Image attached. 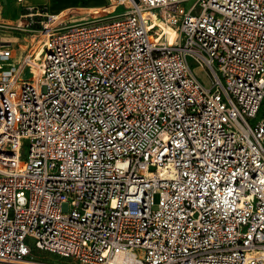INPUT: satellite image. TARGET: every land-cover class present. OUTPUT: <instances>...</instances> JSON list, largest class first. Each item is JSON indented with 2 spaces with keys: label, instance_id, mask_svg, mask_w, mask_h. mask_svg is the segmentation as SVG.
Masks as SVG:
<instances>
[{
  "label": "built area",
  "instance_id": "built-area-1",
  "mask_svg": "<svg viewBox=\"0 0 264 264\" xmlns=\"http://www.w3.org/2000/svg\"><path fill=\"white\" fill-rule=\"evenodd\" d=\"M108 5L0 20V264H264V0Z\"/></svg>",
  "mask_w": 264,
  "mask_h": 264
},
{
  "label": "rangeland",
  "instance_id": "rangeland-1",
  "mask_svg": "<svg viewBox=\"0 0 264 264\" xmlns=\"http://www.w3.org/2000/svg\"><path fill=\"white\" fill-rule=\"evenodd\" d=\"M106 4L102 6H109L108 2ZM191 4L192 1H188L185 3V7L188 8ZM114 5V3L111 4V6ZM123 10L124 7H120L119 11ZM22 12L31 13V16L25 17L26 19L23 18L25 20L23 21L21 26H15V28L8 29L6 28L3 31L4 37H7L13 41L14 47H16V52L20 56H23L29 49L31 43L35 41V29L40 27V21L46 17L45 15L47 13L60 14L62 19L81 20L86 18H93L97 14L106 15L109 13V10L104 8V10L93 11V9H91L87 3H83L79 6L70 7L61 11L50 12L47 4H39L32 9H28L22 6V4L17 2L16 0H0V19L4 18L5 21L17 25V23L22 19ZM195 71L206 84L210 83L211 79L203 69L196 67ZM25 77H30L29 70L25 72ZM25 150H28V146H26ZM154 198L155 202L157 203L159 200V194H155ZM31 257L60 264H69L71 262V259L68 257H63L54 252H49L47 250H41L37 248H34Z\"/></svg>",
  "mask_w": 264,
  "mask_h": 264
},
{
  "label": "crops",
  "instance_id": "crops-1",
  "mask_svg": "<svg viewBox=\"0 0 264 264\" xmlns=\"http://www.w3.org/2000/svg\"><path fill=\"white\" fill-rule=\"evenodd\" d=\"M108 1L109 0H26V2L24 4H22V6L30 9V7H35L36 5H39V4H47L50 12H57V11H61V10H64V9H67L70 7L79 6L83 3H87L91 9H99V7L101 8L102 5L106 4ZM27 14H29V13L28 12H25V13L22 12L21 17L25 18L23 16L27 15ZM0 20H5V19L2 18ZM12 44H13V41H12ZM13 46H14V44H13ZM14 48H15L16 55L18 57H21L16 52V47H14Z\"/></svg>",
  "mask_w": 264,
  "mask_h": 264
},
{
  "label": "bare ground",
  "instance_id": "bare-ground-1",
  "mask_svg": "<svg viewBox=\"0 0 264 264\" xmlns=\"http://www.w3.org/2000/svg\"><path fill=\"white\" fill-rule=\"evenodd\" d=\"M113 264H136L133 256L126 254H119L113 261Z\"/></svg>",
  "mask_w": 264,
  "mask_h": 264
}]
</instances>
